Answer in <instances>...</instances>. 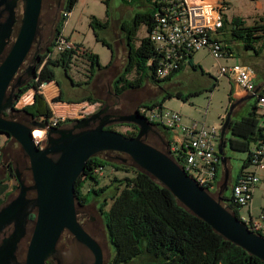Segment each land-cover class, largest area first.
I'll return each instance as SVG.
<instances>
[{"label": "trees", "instance_id": "16d2710c", "mask_svg": "<svg viewBox=\"0 0 264 264\" xmlns=\"http://www.w3.org/2000/svg\"><path fill=\"white\" fill-rule=\"evenodd\" d=\"M123 1L130 6H135L138 2L144 1L146 10L137 11L130 21H124L120 25V31L127 46V61L122 74L114 82L113 90L117 97L124 95L128 91L141 89L146 82L158 85L167 84L177 74L182 72L184 68L182 66L179 70L164 79H158L156 76V64L154 62L157 61L158 56L156 51L157 46L151 40L150 33L155 24V15L162 9V4L159 3L161 0ZM77 2L78 0L65 1L60 22L56 29L55 41L52 48L43 56L44 66L38 68L39 81H32L25 86L20 91L18 98L30 89L38 91L40 85L43 83L54 82L56 67L62 66L66 76L70 79L68 70L77 58L76 53L78 52L73 49H66L60 52L56 58H53L51 54L53 48L56 47L57 39L60 36H64V26L68 20V16H65L64 13H71ZM102 2L107 7V20L100 22L97 18H93L91 28L97 42L102 43L111 50L112 61L109 66L103 67L100 64L98 55L88 51H84V55H80V57L85 58L90 63V75L85 83L88 87L91 85L96 73L110 69L116 59L114 46L100 37V31L107 32L111 27V2L110 0H102ZM260 21V23L257 22L253 26L248 27L244 20L233 18L229 21L225 17L223 28L219 31L217 37V40L223 43L225 55H233L235 50L232 45L239 42L246 51H253L255 56L260 57L264 51V18ZM143 26L146 27L148 36L140 39L138 44V33ZM66 40L69 41L68 39ZM195 53L189 55V65L194 70H197L199 66L193 62ZM151 61L152 63H150ZM131 75H134L132 79L130 78ZM71 83L75 86L74 81L71 80ZM216 86L214 84L212 90ZM160 89L162 90V87ZM177 96L179 99H183L181 93H178ZM168 97H174V95L168 93ZM64 99L61 90V96L56 98L54 102H65ZM83 102L95 105L98 103V100L90 95L76 103ZM232 102L230 99V104H233ZM144 106L152 109L162 107L163 105L154 102ZM137 109L139 111V108ZM23 111L37 122L41 118H45L48 121L53 116L49 102L39 93L34 95L33 103L26 106ZM225 120L226 118L223 120V123ZM69 122H72V120ZM151 124L154 127L170 130L159 123L153 122ZM127 127L130 128V131L123 135L135 137L138 132L137 127L135 125H128ZM107 129L116 131L114 127ZM227 135H229V138H227ZM9 141L14 142L12 138ZM220 143L224 149V153L227 147L232 151L248 153V157L244 160L242 169L232 185L234 187L240 184L245 174H253V168L255 167L254 150L264 144V128L262 116L258 114V106H253L252 110L240 120L236 121L232 118L226 136ZM16 146H18L17 148L20 153L13 157L12 162L5 165L9 175L6 181L10 179L17 181L14 159L24 160L26 158L21 146L19 144H16ZM187 146V142L178 146L177 154L171 156L181 166L186 153L189 151ZM162 152L170 156L169 152ZM104 153L121 157V162L113 163L100 156L91 158L86 164L85 171L75 183V193L77 204L80 205H88L95 198L102 199L100 205L101 213L105 220L109 243L114 249V255L110 264H131L142 258L145 259V264H264L257 257L250 255L242 248L225 240L204 221L184 209L167 188L155 181L150 175L134 167L130 159H127L124 163L122 159L127 158L124 155L115 152ZM216 157L219 161L214 164L217 173L213 185L215 189L212 192L209 191L212 195H215L216 192L221 165V157L217 153ZM26 159L28 160V158ZM29 167L30 165L24 166V171L31 173ZM106 167H111L116 172H133L134 176L124 178L114 177L108 185L101 186L99 174L102 175L103 169ZM19 173L21 176L23 175L20 171ZM6 181L0 182V207L5 204L4 201L7 197L6 191L8 187L5 183ZM87 183L91 187L85 193L84 188ZM256 187L257 185L255 189ZM18 188L19 184L14 189ZM254 192L252 193V199L244 206L238 205L232 194L230 196L224 194L222 205L241 220L242 217L239 215L240 210L250 208ZM110 202L111 208L107 211L106 208ZM247 215L245 216L246 218L255 220L253 216ZM262 216L264 217V215ZM34 218V216H31V219ZM263 232L264 226L263 230L257 234L264 236Z\"/></svg>", "mask_w": 264, "mask_h": 264}, {"label": "water", "instance_id": "95a60500", "mask_svg": "<svg viewBox=\"0 0 264 264\" xmlns=\"http://www.w3.org/2000/svg\"><path fill=\"white\" fill-rule=\"evenodd\" d=\"M42 0H25V18L19 37L10 55L0 67V135L12 138L2 150L1 162L7 164L19 155V144L30 165L31 173L19 166L16 174L18 190L0 207V264H108L111 253L101 216L96 211L98 201L86 207V222L97 238H92L77 216L75 183L85 171L87 162L104 152L124 155L138 170L150 175L167 188L178 203L191 214L204 221L217 234L252 256L264 262V236L250 230L248 225L230 213L223 205L228 189L226 181L217 197L203 188L170 156L145 139L154 126L139 111L126 117L113 119L106 116L96 124L103 113L73 121L70 126L49 128L47 143L36 146L33 130L44 131L48 124L34 122L26 126L2 117L6 88L23 63L37 36ZM58 85V84H57ZM257 95V93H256ZM253 95V97H256ZM235 105L232 104L222 125L218 155L225 165L226 157L221 140L226 136ZM113 124L135 125V137H127L108 130ZM6 179V168L0 164V181ZM34 216V219H31ZM94 219V220H92ZM10 232L7 234V231ZM72 236L67 251L59 249L64 233ZM69 237L62 240V249Z\"/></svg>", "mask_w": 264, "mask_h": 264}, {"label": "rangeland", "instance_id": "374dc122", "mask_svg": "<svg viewBox=\"0 0 264 264\" xmlns=\"http://www.w3.org/2000/svg\"><path fill=\"white\" fill-rule=\"evenodd\" d=\"M154 1V0H153ZM111 4V27L107 32L100 31V37L105 39L108 43L112 44L116 50L117 56L121 60L116 59V64L110 67V69L100 71L96 73L91 85L88 87L85 83L90 75V63L85 58L80 57L79 52L76 53V59L68 70L69 77L74 81L75 86L72 85L71 80L66 76L63 67L59 66L55 68V81L54 84H58L59 88L62 90L64 95V101L69 102V100H75L77 97H84L88 95L89 91L100 99H106V90L109 85H112V81L121 74L123 71L126 61H127V46L123 34L120 31V25L124 21H130L137 11H145L144 1L138 2L135 6H130L124 3L123 0H110ZM228 9L226 14L229 17L227 19L231 21L233 18H239L244 20L246 26H253L256 22H261L259 19L261 17H244L246 13H249L253 9H260V5L264 3V0H226ZM230 4V6H229ZM62 10L59 12V19L62 15ZM106 5L102 0H78L75 4L72 12L70 13L67 22L64 26L63 35L70 43L73 44L75 50H86L93 54L98 55L100 59V64L103 67H107L112 61V52L102 43L97 42L94 35L93 29L91 28V21L93 18H97L100 22L107 20L106 16ZM240 16V17H232ZM244 15V16H243ZM148 36L146 27H141L138 33V44L140 39ZM234 54L233 59L227 61L228 63L239 62L246 64L251 68L257 70V68H264V51L260 57L255 56L253 51H246L242 44L239 42L233 43L232 45ZM59 55L55 49L52 51V57L56 58ZM82 55H84L82 53ZM118 58V57H117ZM224 58H222V63L226 64ZM194 64L199 66V69L194 70L190 66L183 69L182 72L177 74L169 83L167 84H152L146 82L145 85L138 90L128 91L125 95V101L130 102L133 107L137 105L143 107L144 105L158 102L162 104V107H156L157 113L161 111L166 113H178L182 117L181 123L186 126L197 125V128L210 129L212 127L216 128L220 134L223 120L227 116V112L230 109V94H231V84L222 78L219 82V86L212 90L213 85L217 84V63L208 50H201L197 52L194 56ZM258 64V65H254ZM203 70V72H202ZM260 75V73H259ZM134 75H131L132 79ZM91 87V88H90ZM162 87V90L160 89ZM164 87V88H163ZM91 89V90H90ZM47 91H51V86L47 87ZM168 93L173 94L174 97H168ZM178 93H181L183 99L178 98ZM49 95L48 97H50ZM50 99V98H49ZM76 102H79L76 101ZM257 99L254 97L249 101L247 106L248 110L244 111L238 119L242 116H246L248 111L252 110V107L256 105ZM54 100L51 104H54ZM50 104V102H49ZM50 104V105H51ZM97 109V108H96ZM245 109V108H244ZM55 110H60L55 107ZM92 111V109H91ZM72 117V116H71ZM73 119V118H71ZM205 122V124L203 123ZM263 122V120H262ZM119 133H126L130 131L127 126L114 127ZM172 140L177 139L179 135L182 137L179 130L170 129L167 131ZM229 138V135H227ZM10 141L4 136H0V164L5 167V164L1 162L3 153L1 150ZM215 152L218 153L219 142H215ZM100 156L113 163L121 162L119 156L101 153ZM226 163L225 165L221 162L217 188L215 192V197L218 195L220 187L224 185L226 181L227 185H233V180L238 176L242 169L243 162L248 157V153L232 151L229 147L225 149ZM12 162V161H10ZM254 170V168H253ZM100 175L101 186L108 185L114 177L124 178L133 177L134 173L127 172H116L111 167H106L103 169V174ZM260 181L257 183V187L264 190V170L259 171ZM7 179V178H6ZM6 179H3L6 181ZM8 185V194L4 202H7L9 196L18 189H14L17 186V181L15 179H10L6 182ZM90 184H86L84 192L86 193ZM233 188V187H232ZM256 190V189H255ZM226 196L231 195V190L225 192ZM98 201L96 205V211L101 216L103 221L104 230L106 232V239L108 249L111 253V258L108 264H110L112 256L114 255V249L109 243L107 228L105 224L104 217L101 213V201L102 199L95 198L91 203ZM262 204L264 201L258 197L257 206L254 210L253 217L259 220L264 214L262 213ZM111 208V202L106 208L108 211ZM248 208L240 211V216L245 217ZM248 216V215H247ZM264 226V221H263ZM264 234V232H263ZM131 264H145V259L137 260Z\"/></svg>", "mask_w": 264, "mask_h": 264}, {"label": "built area", "instance_id": "2783aa9c", "mask_svg": "<svg viewBox=\"0 0 264 264\" xmlns=\"http://www.w3.org/2000/svg\"><path fill=\"white\" fill-rule=\"evenodd\" d=\"M159 3L162 4V9L155 15V24L150 33L151 40L157 46L158 56L154 63L156 64L158 79L168 77L182 66L186 67L189 65L191 53L205 49L219 63V75L221 77L230 78L245 93L256 95L257 86L253 78V68L242 64L231 66L220 64V60L227 57L223 50V43L217 40L218 33L224 24L225 0H161ZM64 15L69 17L70 13H64ZM66 49L75 50L72 43L67 41L64 36H60L56 41L55 50L60 53ZM75 51L79 52L80 55L84 53V50ZM48 86H51L50 92L47 91ZM36 93L43 95L51 104V101L60 96V89L54 82L43 83L38 91L34 89L23 96L19 105L32 104ZM49 95L51 96L48 97ZM84 103L55 102L51 104L52 118L48 121L45 118L40 119V122L48 124L47 128L44 131L39 129L33 131L36 146L41 149L46 146L49 128L61 127L70 120H81L93 113L94 105ZM258 105L264 108V96L258 95ZM55 107L60 110H55ZM155 108L149 109L143 106L139 108V112L146 116L151 123H159L169 129L180 128L183 131L181 145L187 142L189 151L184 157L182 167L203 188L214 191L213 185L217 173L214 164L219 161L216 157L214 144L220 139L218 130L214 127L200 129L197 128V125L184 126L181 123L182 117L178 113L168 112L164 114L162 111L157 113ZM262 120L264 128V115ZM35 133H42V135H35ZM177 149L178 146L171 147L172 156L177 154ZM254 163L253 174H245L240 184L232 188L233 198L238 205L244 206L252 199L255 186L260 181L259 171L264 170V144L254 150ZM241 220L255 233L263 230V216L256 221L246 217H242Z\"/></svg>", "mask_w": 264, "mask_h": 264}, {"label": "flooded vegetation", "instance_id": "af4514ba", "mask_svg": "<svg viewBox=\"0 0 264 264\" xmlns=\"http://www.w3.org/2000/svg\"><path fill=\"white\" fill-rule=\"evenodd\" d=\"M65 1L66 0H42L41 11L38 21L37 36L32 44L31 49L27 53L23 63L17 70L16 74L10 80L5 91L4 105L7 106V110L2 115L4 119L15 121L29 127L32 125V123L36 122L33 117L23 111L26 106L19 105V102L22 97L26 96L28 92L34 89H30L20 98H18V96L20 91L32 81H39L38 68L44 66L45 62H43L42 60L43 56L48 52L49 49L52 48V45L55 41L56 29L60 22L59 12L64 7ZM24 18L25 0H0V67L6 61L14 45L16 44V41L22 29ZM54 49L55 48H53V50ZM36 79H38V81H36ZM137 107V105L133 107L130 102H126L125 95L119 97L114 95V98L108 97L106 98V100H104L103 104L99 107V109L95 110L93 113L90 114H96L100 110L104 109L102 115L97 120L96 124H94L93 126L98 125L101 120H103L106 116H109L116 120L120 117H126L128 115H131L138 110ZM38 122H40V120ZM72 123L73 121L68 123L66 126H70L72 125ZM120 126L128 125L113 124L109 127ZM167 131L168 130L164 128L154 127L153 131L146 137L145 141L148 144H151L162 151L169 152L172 147V144L170 143V141H168ZM7 139L11 140V138ZM14 162L16 167V173H19V166L22 165L23 167L26 164L23 159H14ZM231 188L232 186L229 185L227 190H231ZM86 207L87 205L78 204V220L83 225L87 233L98 242L97 238L92 234L91 230L89 229V224L86 222ZM9 232L10 230L7 231V234ZM65 236L69 237V241L67 242L66 247L62 249L61 243ZM71 239L72 236L69 233H64L59 243V249L61 251H67L70 246ZM49 264H54V262H50Z\"/></svg>", "mask_w": 264, "mask_h": 264}, {"label": "crops", "instance_id": "0c3cea01", "mask_svg": "<svg viewBox=\"0 0 264 264\" xmlns=\"http://www.w3.org/2000/svg\"><path fill=\"white\" fill-rule=\"evenodd\" d=\"M229 6H230V4H229ZM260 9L257 11V9H253L252 11H250L249 13H246L245 14V16L244 17H261L259 20H261L262 18H264V3H262L260 6ZM228 9V6H227V2H226V0H225V10H224V17H229L228 16V14H226V10ZM232 17H240V16H235V15H233ZM257 23V22H256ZM115 49V48H114ZM84 50V49H83ZM84 51H86V50H84ZM116 51V50H115ZM199 52V51H198ZM197 53V52H196ZM195 53V54H196ZM195 54H194V56H195ZM118 57V58H117ZM233 57L234 56H227V57H224V59H225V61H223V62H226V64H223L222 63V60H220V64H222V65H225V66H231V65H235V64H242V63H239V62H233V63H228L227 61H229L230 59H233ZM116 59L117 60H121V58H119V56H117V53H116ZM116 59H115V63H114V65L116 64ZM193 62H194V59H193ZM216 63H217V66H218V69H217V86L216 87H218L219 86V82H220V80L222 79V78H225V80L226 81H228L230 84H231V94H230V99L233 101L232 103L235 105V107H234V113H233V115H232V118H233V120H240V119H238V118H236V117H239V115H241L244 111H247L248 110V108H247V106L249 105L248 103H249V101L251 100V99H253L254 97H253V95H249V94H247V93H245L244 91H242L230 78H228V77H226V76H220L219 75V63L216 61ZM242 65H246V64H242ZM254 65H258V64H254ZM188 66H190V65H187L186 67H188ZM248 66V65H247ZM186 67H184V68H186ZM183 68V69H184ZM105 71V70H104ZM122 70H121V74H122ZM259 73H260V75H259ZM120 74V75H121ZM119 75V76H120ZM118 76V77H119ZM117 77V78H118ZM117 78H115L113 81H112V85H109L108 87H107V90H106V95H107V98L108 97H113L114 98V90H113V87H114V82H115V80L117 79ZM254 82H255V84H256V86H257V95H261V96H264V68H257V70H255L254 69ZM91 88V87H90ZM91 90V89H90ZM90 95H92V97H95L97 100H98V103H96L95 105H94V108H95V110H97V109H99V107L103 104V102H104V100H106V99H100V98H97L93 93H92V91H89L88 92V95L87 96H90ZM87 96H84V97H77V98H75V100H69V102H76V101H80V100H82V99H84L85 97H87ZM256 99H257V102H256V106H258V114L259 115H261V116H263L264 115V108H261V107H259V105H258V97L256 96ZM87 103V102H86ZM82 104H85L84 102L82 103ZM93 108V109H94ZM97 108V109H96ZM245 108V109H244ZM253 108V107H252ZM94 110V111H95ZM250 112V110L248 111V113ZM242 117H244V116H242ZM204 124H205V122H203ZM184 125V124H183ZM184 126H186V125H184ZM187 127H190V126H187ZM175 130H179L180 132H181V135H182V137H183V135H184V133H183V131L180 129V128H174ZM182 137H180L179 135L177 136V139H175V140H172L171 139V137L169 136V133H168V141H170V143L172 144V146H180L181 145V143H182ZM6 168V167H5ZM9 175H8V172H7V168H6V178H9L8 177ZM236 179H237V177L233 180V183L236 181ZM1 181H4V180H1ZM0 181V182H1ZM9 181V180H8ZM8 181H6V182H8ZM5 182V183H6ZM6 185H7V183H6ZM7 187H8V185H7ZM8 190V189H7ZM231 190H232V188H231ZM232 192V191H231ZM6 193L8 194V192L6 191ZM232 194V193H231ZM258 197L260 198V199H262L263 201H264V190L263 189H261L260 187H256V190H255V192H254V197H253V202H252V204H251V206H250V208L249 209H247V211H246V213H248V215H251V216H253L254 215V210H255V208H256V206H257V199H258ZM262 206V213H264V204H262L261 205ZM243 210H245V209H243ZM241 211V210H240ZM264 215V214H263Z\"/></svg>", "mask_w": 264, "mask_h": 264}, {"label": "bare ground", "instance_id": "6f19581e", "mask_svg": "<svg viewBox=\"0 0 264 264\" xmlns=\"http://www.w3.org/2000/svg\"><path fill=\"white\" fill-rule=\"evenodd\" d=\"M35 135H40V136H41V135H42V133H35Z\"/></svg>", "mask_w": 264, "mask_h": 264}]
</instances>
